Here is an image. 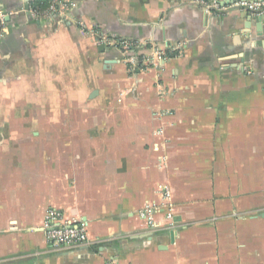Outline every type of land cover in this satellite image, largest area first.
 <instances>
[{"label": "crops", "instance_id": "0c3cea01", "mask_svg": "<svg viewBox=\"0 0 264 264\" xmlns=\"http://www.w3.org/2000/svg\"><path fill=\"white\" fill-rule=\"evenodd\" d=\"M34 1L0 0V264H264V12Z\"/></svg>", "mask_w": 264, "mask_h": 264}, {"label": "built area", "instance_id": "2783aa9c", "mask_svg": "<svg viewBox=\"0 0 264 264\" xmlns=\"http://www.w3.org/2000/svg\"><path fill=\"white\" fill-rule=\"evenodd\" d=\"M49 5L46 9H39L30 6L29 10L32 14L40 18H50L58 13H62L65 10L66 5L62 0H48ZM205 10L209 13H224L227 11H254L263 13L264 12V0H254V1H241L235 3H229L226 5L220 4L216 1H205L201 2ZM6 14L2 9H0V38L6 34ZM113 44H117L123 50L124 53H127L131 47V43L122 39L120 41H113ZM158 58L166 56L164 52H157ZM149 61V58H146ZM42 228L46 232L48 240L58 247H70L76 248L88 241V232L85 223H74L68 220L64 213L56 208H49L45 214V220ZM109 264H120L111 262Z\"/></svg>", "mask_w": 264, "mask_h": 264}, {"label": "trees", "instance_id": "16d2710c", "mask_svg": "<svg viewBox=\"0 0 264 264\" xmlns=\"http://www.w3.org/2000/svg\"><path fill=\"white\" fill-rule=\"evenodd\" d=\"M48 5H49L48 0H35L33 3V6L39 9H46Z\"/></svg>", "mask_w": 264, "mask_h": 264}, {"label": "water", "instance_id": "95a60500", "mask_svg": "<svg viewBox=\"0 0 264 264\" xmlns=\"http://www.w3.org/2000/svg\"><path fill=\"white\" fill-rule=\"evenodd\" d=\"M254 1V0H253ZM256 12H254V11H245L244 12V16L243 17H246L247 19H248V17H249V14H255ZM264 20V15H263V17L261 16V17H257V19H256V21L259 23V22H262ZM246 25H248L247 23H246ZM259 27H260V25H259Z\"/></svg>", "mask_w": 264, "mask_h": 264}, {"label": "rangeland", "instance_id": "374dc122", "mask_svg": "<svg viewBox=\"0 0 264 264\" xmlns=\"http://www.w3.org/2000/svg\"><path fill=\"white\" fill-rule=\"evenodd\" d=\"M156 58H158V55H157V54H153V56L151 55V56L149 57L150 61H151V59H152V60H155Z\"/></svg>", "mask_w": 264, "mask_h": 264}]
</instances>
